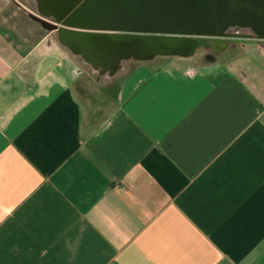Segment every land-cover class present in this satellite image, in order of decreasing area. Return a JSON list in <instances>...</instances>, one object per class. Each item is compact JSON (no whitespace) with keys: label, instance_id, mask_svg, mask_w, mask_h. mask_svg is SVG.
Listing matches in <instances>:
<instances>
[{"label":"crops","instance_id":"obj_1","mask_svg":"<svg viewBox=\"0 0 264 264\" xmlns=\"http://www.w3.org/2000/svg\"><path fill=\"white\" fill-rule=\"evenodd\" d=\"M42 17L0 0V264H264V44L108 79Z\"/></svg>","mask_w":264,"mask_h":264},{"label":"water","instance_id":"obj_2","mask_svg":"<svg viewBox=\"0 0 264 264\" xmlns=\"http://www.w3.org/2000/svg\"><path fill=\"white\" fill-rule=\"evenodd\" d=\"M36 1L59 44L108 79L130 63L192 59L202 49L213 63L235 43L264 44V0Z\"/></svg>","mask_w":264,"mask_h":264},{"label":"rangeland","instance_id":"obj_3","mask_svg":"<svg viewBox=\"0 0 264 264\" xmlns=\"http://www.w3.org/2000/svg\"><path fill=\"white\" fill-rule=\"evenodd\" d=\"M64 53H63V56H68L69 58L73 59L72 62L74 64V67H73L74 70H76L78 68V66H79L80 68H83L86 71H88V69L82 64V62L79 59H77L74 56H72V54L68 50L65 49L64 50ZM206 53H208V51L202 49V50H199L197 52L196 56L194 58H192V59L185 60V59H181V58H167V59L159 58L157 60H163L165 62H168L169 64H173V65H176V66L178 65V62H185V61H187V62H191V65H194L195 67H199V66H206V65H210L211 64V62L206 59L207 58L206 57L207 56ZM216 60H215V62H216ZM69 64H70V66H68L67 69L70 72V70H71L70 69L71 68V63L69 62ZM130 64H134V63H130ZM128 66H129V64H128ZM128 66H126V68ZM74 73H75V71H74Z\"/></svg>","mask_w":264,"mask_h":264}]
</instances>
